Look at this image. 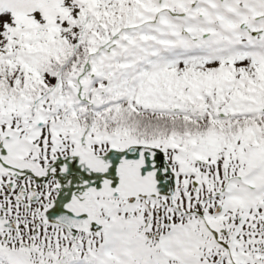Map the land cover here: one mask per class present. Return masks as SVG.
Instances as JSON below:
<instances>
[{"label":"snow or ice","instance_id":"1","mask_svg":"<svg viewBox=\"0 0 264 264\" xmlns=\"http://www.w3.org/2000/svg\"><path fill=\"white\" fill-rule=\"evenodd\" d=\"M0 264H264V0H0Z\"/></svg>","mask_w":264,"mask_h":264}]
</instances>
